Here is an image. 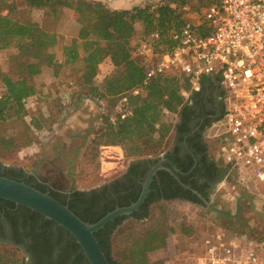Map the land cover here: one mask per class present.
Here are the masks:
<instances>
[{
    "label": "trees",
    "instance_id": "1",
    "mask_svg": "<svg viewBox=\"0 0 264 264\" xmlns=\"http://www.w3.org/2000/svg\"><path fill=\"white\" fill-rule=\"evenodd\" d=\"M6 1L0 0V50L12 46L17 49L18 52L15 55L17 77L13 78L10 73L0 72V83L3 88L0 92V124L16 117L24 123L26 128L22 142L25 145L40 144L51 133L60 111L50 110L47 113L30 115L26 104L29 98L37 94L33 77L41 73L39 61L44 59L48 65L53 68L57 67V57L51 48L57 44L58 37L55 31L44 29L30 18L22 20L13 16L16 6L15 4L8 5ZM22 2L28 9L48 6L50 2L53 12H56L57 6L61 5L77 14V20L80 23L77 36L64 45L63 59H58V61L67 64L81 60L79 84L87 91L82 94L89 97V101L91 99L95 101L101 111L98 115L100 121L93 131V137L88 144L86 143L89 151H94L100 144L120 145L126 156L146 158L156 157L165 150L172 132L179 125L177 116H183L188 110L190 96L199 91L191 89L188 76L175 73L154 77L139 94L129 95L126 108L131 110L130 114L120 117V114L116 112V119L112 122L109 112L116 108L118 99L123 93L140 85L143 79L145 64L135 52L141 38L152 31H158L160 34L157 44L159 51H164L174 45L170 32L179 29L187 20L182 17L179 9L184 4V0H163L156 5L145 3L131 9H109L101 1L90 0L74 2L71 0H54L53 2L51 0H23ZM3 9L7 10L6 14L1 13ZM136 21H140L143 26L142 35L138 37L134 34ZM105 60L112 62L115 71L101 79L103 85L101 88L92 82L98 74V66ZM69 84L74 83H66V86L71 87ZM27 116H29V121L26 120ZM12 144V138L0 134V149L7 150ZM212 158L213 168L220 171L218 177L220 181L227 175L230 167L217 162L213 156ZM0 166H2L1 163ZM32 186L46 191V185ZM199 191L202 192L201 189ZM153 192L156 191L151 190L145 200L142 213H133L131 217L128 215L118 217L94 233L110 264H123L125 259L138 251H141L143 255L145 250L158 247L170 237V227L163 208H160L162 213L159 218L137 232L129 227L119 228L125 218L140 223V218L148 216L150 203L161 204V202L176 198L205 205L199 197L192 193L185 195L183 192H174L164 195L166 201H160V195L155 196ZM56 193L54 190L49 192L62 203H67L81 219L90 223L97 221L111 209L102 206L91 211L89 205L80 206L79 202L89 200L83 197L84 190H74L69 194L67 202L66 198L64 200L57 198ZM202 194L205 196L204 192ZM137 196L138 194L134 196V199ZM47 222L54 221L47 220ZM116 224L119 226L116 227ZM56 229L57 243L63 242L65 245L59 256L60 264H70L72 255H74V264L83 262L89 264L74 237L61 226ZM120 244H123L122 248L115 250L119 258L115 259L114 249ZM0 264L30 263L20 248L0 244Z\"/></svg>",
    "mask_w": 264,
    "mask_h": 264
},
{
    "label": "rangeland",
    "instance_id": "2",
    "mask_svg": "<svg viewBox=\"0 0 264 264\" xmlns=\"http://www.w3.org/2000/svg\"><path fill=\"white\" fill-rule=\"evenodd\" d=\"M23 0H7V4H15L16 9L13 16L18 19H32L39 23L44 29L53 30L61 34V43L56 45L54 54L56 55L55 68L48 65L43 59L39 61L41 73L33 77V83L37 88V94L29 98L27 102V112L47 113L48 111H60L52 126L51 133L40 144L25 145L22 142L26 130L24 123L12 117L0 124V134L13 139V144L7 150L0 149V163L9 167H22L26 171L35 168V161L44 159L38 171L44 176L45 182L53 187L65 186L71 183V178L66 176V161H55L50 163L55 157L54 145L59 141L66 140L65 136L76 131H86L87 139L84 141L78 156L74 157L71 167V175L77 189H92L101 183L118 176L124 171L126 165L141 157L126 156L120 145L100 144L94 151L90 152L86 145L93 137V131L97 127L100 119L99 106L89 97L82 93H87L86 88L79 84L81 60L73 63H60L58 59H63V47L65 44L77 36L80 23L77 14L71 10L57 6L56 12L48 6L26 8ZM45 1V0H44ZM52 2L54 0H51ZM76 1V0H71ZM163 0H144L142 5L149 3L156 5ZM211 0H184V4L179 8L184 19L197 20L204 12ZM138 6V5H137ZM110 9V8H109ZM2 14L7 10L3 9ZM135 36L142 35L143 26L140 21L135 24ZM65 41H64V40ZM54 48H51V50ZM15 47L0 50V72L10 73L13 78L17 77L15 72L17 66V54ZM81 52V50H80ZM98 74L93 79V84L102 88L101 79L105 75H111L115 67L109 60L103 61L98 66ZM74 83L67 87L66 83ZM0 83V92L2 91ZM223 96L222 111L219 116L214 118L206 130V140L211 156L217 162L220 161L218 155L220 149V137L226 130L224 123V110L230 106V91L220 84ZM103 110V108L101 109ZM113 109L109 113H114ZM29 121V116L26 117ZM226 135V134H224ZM170 140V139H169ZM87 143V144H86ZM65 144V143H64ZM67 145V143H66ZM66 153H73V149L67 146ZM248 189L240 187L229 175H225L214 188L211 198L218 207L230 210L232 213L236 209V199L241 194L249 195L253 200L258 211L254 210L247 199H240L241 206L237 217L230 218L219 215L211 211L207 205L196 204L186 200H171L154 204L149 208L146 218L137 223L126 218L121 227H129L134 231H140L150 225L155 219L159 218L160 208L164 209L166 221L169 225L170 237L158 247L144 251H138L130 258L124 260L123 264H198V259L206 252L207 240L210 243L220 236L222 240L232 236H245L252 241L264 240V185L252 177L247 178ZM237 222V223H236ZM120 244L114 249V258L118 259L117 251L121 249ZM205 248V249H204ZM20 253V252H19ZM21 254V253H20Z\"/></svg>",
    "mask_w": 264,
    "mask_h": 264
},
{
    "label": "built area",
    "instance_id": "3",
    "mask_svg": "<svg viewBox=\"0 0 264 264\" xmlns=\"http://www.w3.org/2000/svg\"><path fill=\"white\" fill-rule=\"evenodd\" d=\"M170 38L174 45L164 51L158 50V31L138 42L143 79L119 97L110 120L115 121L116 112L130 114L129 95L139 94L154 77L182 73L196 91L204 78L215 77L231 93L223 112L226 130L219 139V159L240 187L248 189V177L264 185V0H214L199 19H187L171 31ZM206 242L198 264H264V240L217 235Z\"/></svg>",
    "mask_w": 264,
    "mask_h": 264
},
{
    "label": "flooded vegetation",
    "instance_id": "4",
    "mask_svg": "<svg viewBox=\"0 0 264 264\" xmlns=\"http://www.w3.org/2000/svg\"><path fill=\"white\" fill-rule=\"evenodd\" d=\"M222 106V94L217 79H206L199 91L190 96L187 105L188 110L182 117L177 116L179 125L172 132L165 150L156 157H146L129 162L118 176L92 189H78L84 190L85 195L83 197L89 199L78 204L80 206L82 204L89 205L91 211L102 206H107L112 210L117 206L130 205L138 198L143 183L153 167L157 168L152 176L149 191L138 209L130 213L128 217H131L133 213L143 212L145 200L151 190L157 192H153V195H160V201H166L164 195L174 192H183L185 195L192 193L198 197L192 189L211 201L214 188L219 183L220 171L213 168L214 160L208 148L206 130L212 120L221 114ZM85 134L86 131L83 132V130L67 134L65 141H59L53 147L56 155L50 160L52 161L50 163L58 160L60 162L66 161L68 165L66 176L71 178L68 187H53L45 182L44 176L38 171L39 165L45 159L44 156L35 161V168L30 171H26L22 167L15 168L2 165L0 166V174L32 185H46L45 190L47 192L54 190L57 192L55 194L57 198L60 200L66 198L65 201L67 202L69 194L77 189L74 187L75 180L71 175V167L74 157L78 156L84 141L87 139ZM67 146L73 149L69 158L67 156L70 153H66L64 150ZM174 174L189 188L182 186ZM199 189L205 193V196ZM137 194L138 196L134 199ZM154 203H150L148 209ZM121 216L123 215L115 217L110 222ZM47 220L32 210H28L25 206L0 198V244L20 248L30 264H60L59 256L65 245L63 242L57 243L56 228L59 227L58 224L47 222ZM118 226L119 224H116V227ZM73 257L74 255L70 257V264H74Z\"/></svg>",
    "mask_w": 264,
    "mask_h": 264
},
{
    "label": "water",
    "instance_id": "5",
    "mask_svg": "<svg viewBox=\"0 0 264 264\" xmlns=\"http://www.w3.org/2000/svg\"><path fill=\"white\" fill-rule=\"evenodd\" d=\"M156 168L157 167H153L149 171L136 201L127 206H117L92 223L81 219L69 208L67 203H62L50 195L49 192L42 191L24 181L1 174L0 198L12 201L17 205L25 206L30 210L39 213L44 218L54 221L59 226L63 227L74 237L75 242L80 246L82 253L89 264H110L94 233L102 228L106 223L112 221L115 217L120 215H129L138 209L149 191V185ZM174 176L178 179L182 186L189 188L188 185L183 184L179 180L177 175L174 174ZM192 191L201 198L203 203L207 205L211 211L219 215L235 219L241 208L239 205L240 199H247L251 207L258 211L253 200L246 194H241L237 197L236 211L232 213L228 209L216 206L213 203V198L209 201L202 197L196 190L192 189ZM258 212L262 213L261 211Z\"/></svg>",
    "mask_w": 264,
    "mask_h": 264
},
{
    "label": "crops",
    "instance_id": "6",
    "mask_svg": "<svg viewBox=\"0 0 264 264\" xmlns=\"http://www.w3.org/2000/svg\"><path fill=\"white\" fill-rule=\"evenodd\" d=\"M100 1L103 3V5H105L107 8H110V9H131L137 5H142V2H144V0H100ZM61 34H63V33H57V37H58V42L56 44L57 47H58V45H60V43H61L60 41L62 40L61 38L63 37V36L61 37ZM56 45L52 47V48H54L51 50L52 52L55 51ZM206 79H217V78H215V77L204 78L203 81L201 82L200 88L202 87L203 82ZM217 81H218V79H217ZM218 84H219V82H218ZM223 165H225V164H223ZM227 175H229L231 178L232 177L234 178V173L230 170V168H229Z\"/></svg>",
    "mask_w": 264,
    "mask_h": 264
}]
</instances>
